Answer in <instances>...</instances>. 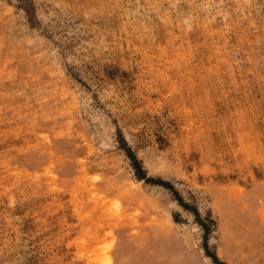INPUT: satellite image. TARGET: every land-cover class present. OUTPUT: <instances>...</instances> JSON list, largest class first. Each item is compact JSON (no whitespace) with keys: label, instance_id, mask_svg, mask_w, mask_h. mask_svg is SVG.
<instances>
[{"label":"rangeland","instance_id":"374dc122","mask_svg":"<svg viewBox=\"0 0 264 264\" xmlns=\"http://www.w3.org/2000/svg\"><path fill=\"white\" fill-rule=\"evenodd\" d=\"M0 264H264V0H0Z\"/></svg>","mask_w":264,"mask_h":264}]
</instances>
